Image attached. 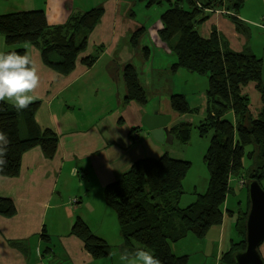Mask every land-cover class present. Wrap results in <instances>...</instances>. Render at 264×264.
I'll use <instances>...</instances> for the list:
<instances>
[{
    "label": "trees",
    "instance_id": "1",
    "mask_svg": "<svg viewBox=\"0 0 264 264\" xmlns=\"http://www.w3.org/2000/svg\"><path fill=\"white\" fill-rule=\"evenodd\" d=\"M6 1V0H2ZM147 7L166 9L160 17L161 28L158 37L166 51L177 57L173 67L192 73L206 75L207 90L206 118L196 127L200 136L213 132L205 162L210 179L207 191L187 208L180 207L183 196L179 160L169 154L159 159L141 158L118 181L105 188L107 205L118 217L123 244L121 252L143 249L152 253L161 264H188V255L177 256L172 244L193 233L203 239L212 227L223 224L224 206L228 195L234 191L231 180L244 179L245 164L253 161L247 170L249 181L256 179L263 187L264 180V81L262 79L263 59L249 48L235 51L229 41L214 28L209 37H204L201 27L213 12H229L231 21L239 32L250 35V28L239 19L245 0H142ZM104 8L99 6L83 14L72 15L64 25L50 26L44 10L13 12L0 15V36L4 37L6 50L21 54L28 46L38 48L44 64L60 75L74 70L80 55L88 48L89 34L100 23ZM81 35L74 44L72 33ZM143 30L131 39L137 45ZM149 49L145 53L149 54ZM96 58L87 57L84 64L91 67ZM123 78L127 89L125 102L147 103V96L140 83L135 67L127 65ZM255 83L261 95L262 111L254 118L250 110V97L244 88ZM171 105L178 114L189 113L190 107L184 94L172 95ZM40 105L33 102L28 108L17 112L10 104L0 102V131L7 133V164L0 171L1 176L17 177L20 173L22 155L28 149L40 146L48 159H53L58 135L50 129H41L35 121ZM25 125L27 134L22 133ZM192 124L182 123L171 128L174 137L188 143ZM252 148L249 153L248 150ZM240 182V181H239ZM240 185V183H239ZM241 186V185H240ZM264 188V187H263ZM247 209L238 214L237 228L241 240L232 242L223 260L235 264L234 256L245 250ZM17 214L12 199H0V215L13 217ZM72 235L79 238L94 260L107 258L112 247L96 236L89 226L78 218L72 228ZM44 253H50L51 236L43 231ZM12 246L23 249L21 242Z\"/></svg>",
    "mask_w": 264,
    "mask_h": 264
},
{
    "label": "crops",
    "instance_id": "2",
    "mask_svg": "<svg viewBox=\"0 0 264 264\" xmlns=\"http://www.w3.org/2000/svg\"><path fill=\"white\" fill-rule=\"evenodd\" d=\"M68 1L47 0V6H39L26 0L22 5L11 7L8 0H0V15L44 10L50 26L64 25L72 15L99 6L104 8L100 23L89 34L87 50L69 74L60 75L48 68L41 51L34 46L27 47L41 78L40 87L34 93L36 99L33 102H40L35 121L41 129L54 131L59 143L53 159L46 158L42 148L35 146L23 153L17 177L0 175V199H12L17 209L13 217L0 215V264H120L123 237L118 217L106 203L105 188L121 179L137 160L152 158L139 137L144 117L147 114L174 115L171 97H166L163 107L157 105L153 112L147 111L149 86L142 81L140 71L142 66L148 67V76L153 79L155 92L160 96L170 72L173 77L176 74L173 67L177 62L168 65L167 69L149 65L152 48L144 38L151 28L156 44L168 56L174 57L158 37L160 17L166 7H150L144 19H137L139 12L131 8L136 4L132 0H102L85 11L71 8ZM152 10L157 14L154 21L149 19ZM230 15L221 10L213 12L201 27L202 35L209 37L215 28L233 50H252L247 34L237 30ZM239 15V19L249 26L251 36L253 27L261 29L264 26V0H245ZM140 30L143 33L133 46L131 39ZM80 40L78 32L72 33L74 44ZM147 48L148 55L145 53ZM5 50L4 37L0 36V51ZM87 57L96 58L91 67L83 62ZM127 65L136 69L146 92L148 101L145 105L125 102L127 89L123 72ZM244 89V93L251 96L250 110L256 118L263 107L261 95L255 83ZM169 127L172 128V123ZM22 133L27 134L24 124ZM251 151L252 148L248 150ZM252 164L253 161L248 160L244 171ZM74 199L78 200L77 204H73ZM78 218L111 245L109 257L94 260L84 243L71 234ZM44 230L52 239L53 248L49 254L44 253L41 238ZM12 242H21L23 249L12 246ZM260 252L264 259V244Z\"/></svg>",
    "mask_w": 264,
    "mask_h": 264
},
{
    "label": "rangeland",
    "instance_id": "3",
    "mask_svg": "<svg viewBox=\"0 0 264 264\" xmlns=\"http://www.w3.org/2000/svg\"><path fill=\"white\" fill-rule=\"evenodd\" d=\"M11 7L15 5H22L26 0H8ZM35 5L47 6V0H30ZM59 2L60 0H53ZM135 1V5L131 8H136L139 12L137 19H144L147 16L149 7L145 5L142 0ZM102 0H69L68 3L71 8H78L85 11L86 8L92 5H99ZM155 8V7H154ZM155 10V9H154ZM224 13V10H221ZM150 20L154 21L157 14L155 11L149 13ZM264 23V22H263ZM202 30V29H201ZM253 32L247 35L250 40L251 51L256 53L259 58L263 59L262 79L264 81V26L253 27ZM203 33V31H201ZM137 33V32H136ZM144 38L152 48V60L149 65L155 68L167 69L175 62H178L177 57L168 56V54L156 44V40L152 37V31L148 29ZM74 41V40H73ZM142 81L148 85L150 105L147 107L148 112H153L156 108L154 106H164L166 97L172 95L184 94L190 107V112L187 114H178L173 110L174 115L171 116L173 126L182 123L192 124L191 137L188 143L182 142L178 137H174L172 144L159 143L155 140L149 129L142 125L139 137L144 142L146 153L154 159H159L164 153H170L179 160V169H182L184 177L182 179L183 196L180 201L181 208H187L195 203L199 195L204 194L209 186L210 173L205 162L206 152L209 148L213 132H209L205 137L200 136L197 125L206 118L207 112V90L209 88V80L206 75L192 73L183 68H178L173 77L172 73L168 77L167 84L162 88V92L157 94L153 86V79L148 76V67L142 66L140 69ZM153 77V74H152ZM245 91V89H244ZM251 98V96H250ZM171 111V110H170ZM151 115V114H147ZM169 123V124H170ZM165 155V154H164ZM155 156V157H154ZM172 157V156H171ZM244 179L249 180L247 171H244ZM240 178H233L231 180L234 191L228 195L226 204L224 206L225 217L223 224L218 227H212L206 237L199 239L195 234L189 233L187 237L181 241L172 244L174 254L178 256L188 255V264H231L223 257L225 253L231 248L232 242H239L241 240L239 230L237 228L238 214L247 209L249 202L248 191L246 187L239 185ZM264 187V180H263ZM115 241V240H112ZM116 254V253H115ZM120 264L122 262L119 259Z\"/></svg>",
    "mask_w": 264,
    "mask_h": 264
},
{
    "label": "clouds",
    "instance_id": "4",
    "mask_svg": "<svg viewBox=\"0 0 264 264\" xmlns=\"http://www.w3.org/2000/svg\"><path fill=\"white\" fill-rule=\"evenodd\" d=\"M40 82L36 63L27 50L23 54L0 51V102L10 104L17 112L22 111L36 99L34 93ZM10 143L7 133L0 131V171L7 164ZM120 261L122 264H161L152 253L143 249L124 250Z\"/></svg>",
    "mask_w": 264,
    "mask_h": 264
},
{
    "label": "water",
    "instance_id": "5",
    "mask_svg": "<svg viewBox=\"0 0 264 264\" xmlns=\"http://www.w3.org/2000/svg\"><path fill=\"white\" fill-rule=\"evenodd\" d=\"M171 116L146 115L143 124L149 129L155 140L159 143L172 144L174 135L171 133L169 123ZM250 203L246 217L245 250L234 256L235 264H264L260 247L264 244V188L259 180L253 179L247 185Z\"/></svg>",
    "mask_w": 264,
    "mask_h": 264
},
{
    "label": "built area",
    "instance_id": "6",
    "mask_svg": "<svg viewBox=\"0 0 264 264\" xmlns=\"http://www.w3.org/2000/svg\"><path fill=\"white\" fill-rule=\"evenodd\" d=\"M246 184V181L245 179H240V185L241 186H244ZM78 203V200L77 199H74L73 200V204H77Z\"/></svg>",
    "mask_w": 264,
    "mask_h": 264
}]
</instances>
